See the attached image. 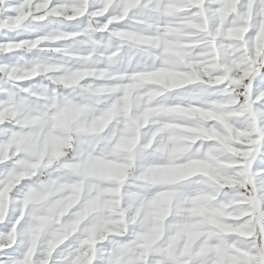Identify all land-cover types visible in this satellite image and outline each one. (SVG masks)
<instances>
[{
    "label": "snow or ice",
    "instance_id": "1",
    "mask_svg": "<svg viewBox=\"0 0 264 264\" xmlns=\"http://www.w3.org/2000/svg\"><path fill=\"white\" fill-rule=\"evenodd\" d=\"M112 2L121 8L114 20L106 15L110 23L104 32L134 31L143 10L159 17L161 33L183 26V49L194 52L177 67L162 59L168 55L163 49L155 50L146 62L129 66L122 79L113 80L120 87L106 94L111 99H102L100 107L87 86L102 78L81 75L82 56L64 67L42 70L43 62L54 63L49 57L68 41L90 47L84 31L87 10L65 16L72 0H0V202L9 204L0 217V233L9 240L0 248V264H264V114L256 113L264 106V23L259 16L264 0H162L160 10L153 8L156 0ZM241 3L246 23L232 27L222 22L224 17L230 21ZM210 12L216 14L214 22L208 20ZM221 41L236 44L232 61L241 67L236 82L242 87L253 82L242 96L228 87L230 70ZM210 67L216 75L205 79L202 70ZM66 69L79 79L70 84L53 79ZM172 77L181 81L178 87L166 86ZM146 78L154 84V95L146 101L149 125L158 123L153 134L135 138L132 160L122 162L130 165L126 176L112 171L115 165L100 147L104 134L80 133L98 147L65 155L64 145L74 140L79 116L91 107L99 115L113 103L123 107L127 102L132 109L136 82ZM223 88L227 91L217 97L215 91ZM157 109L159 116L154 114ZM161 136L170 140L163 155ZM28 155L32 159L26 163ZM150 168L167 170L165 182L139 178ZM164 196L170 203L163 229L138 230L146 211L158 215L157 204ZM128 201L135 202V220L124 211ZM13 202L20 207L12 210ZM178 202L186 203L183 214L177 212ZM33 207L44 209L41 221L68 220L75 233L91 217L104 214V240H95L90 232L85 247L62 255L67 243L54 240L42 254L20 243L18 235ZM169 223L182 235L178 245L169 244ZM240 239L247 246L235 243Z\"/></svg>",
    "mask_w": 264,
    "mask_h": 264
},
{
    "label": "clouds",
    "instance_id": "2",
    "mask_svg": "<svg viewBox=\"0 0 264 264\" xmlns=\"http://www.w3.org/2000/svg\"><path fill=\"white\" fill-rule=\"evenodd\" d=\"M74 6H78V10ZM161 7L162 0H156L153 8L160 10ZM120 8V3H113L112 0H83L82 4L80 0H72V3L68 4L65 8L64 15L81 14L84 10H87L84 31L89 37L88 43L90 47L86 46L83 41H68L59 53H54L49 57L54 63L43 62L42 70L47 72L50 68H60L73 63V58L82 56V67L85 68V72L81 75L96 74L102 78V82L94 86H87L96 97L97 104L100 107H102V99H111V96H107L106 94L115 93L120 87L118 84H114L113 80L122 79L129 66L146 62L150 55H155V50L163 49L168 55L163 56L162 59L166 63L177 67L182 66V58L184 56L190 57L194 52V50L185 51L183 49L181 43L184 38L183 26L172 29L171 32L161 33L157 27L159 17L153 16L151 13H145L143 10L138 13L141 22L134 25V31H122L112 28L108 32H104L103 30L107 29L110 23L106 19V15H111V18L114 20L117 18L116 14ZM244 8L245 5L241 3L240 11L234 14L230 21L227 17L222 18V22L228 23L232 27L246 23L248 17ZM259 16L260 22L264 23V11H261ZM215 19V12H210L208 17L209 22H214ZM49 36L52 39H59L58 36L52 33H49ZM220 47L223 50L224 62L230 70L226 74L230 78L228 87L232 89L233 94L242 96L245 91L252 88L253 82L249 80L243 87L240 83L236 82L241 74L240 65L232 61V52L236 44L233 41H221ZM201 74L205 79H210L216 75V70L210 67L202 70ZM53 79L70 84L78 80L79 77H70L66 69L63 75L56 76ZM180 83L181 81L178 78L172 77L166 86L178 87ZM153 87L154 84L147 78L136 82L135 103L132 109L129 108L127 102H125L123 107L118 103H113L106 112H101L99 115L97 114V108L91 107L83 115L79 116L75 121L74 140L66 142L64 145L65 155L72 157L76 155L77 151H88L98 147L90 137L80 135V133L104 134L105 143L100 147L109 154L114 163L115 166L112 171L116 175L126 176L127 167H130V165L125 167L122 162L132 160L133 153L131 149L136 144L135 138L139 135L148 137L153 134V128L158 123V121H153L152 125H149L148 108L146 106L147 99H150L154 95L152 91ZM226 91V88L217 89L215 95L217 97L222 96ZM256 113L264 114V106H258ZM154 114L159 116L160 110H154ZM164 115H167V113ZM238 123L244 124L247 121H240ZM117 137L120 138L119 142L113 144ZM159 144L161 146V155H163L164 151L169 149L170 140L167 136H161ZM31 159L32 155H28L25 158V162H30ZM53 159H56V157L54 156ZM49 162L51 163L52 161L50 160ZM59 167L63 168L64 165H59ZM168 174L167 170L150 168L142 171L139 178L151 184H161L165 182ZM116 194L118 195V191ZM114 203L116 207H119V200H116ZM169 203V197H162L157 204L158 215L154 217L152 213L146 211L137 223L136 228L141 232L156 231L158 233L162 230L164 227L163 221L168 214ZM18 207H20V203L13 202L12 210H16ZM176 208L179 214H183L186 203L178 202ZM7 211H9L8 202H0V217ZM124 211H127L133 217V220H135V216L133 215L135 211L134 201L126 202ZM43 214L44 209L33 207L29 212L25 226L20 228L18 233L20 243L38 248L42 254L48 252L54 240L58 243H67L68 245V248L61 251V255L69 249L79 251L85 247L84 241L90 232L94 234L93 238L95 240H104L105 228L102 227L105 220L104 214H97L91 217L88 224L82 227L79 233H75L73 225L68 220H65L63 224L41 221L40 217ZM112 227L119 230L116 224H113ZM174 229L175 226L172 223L167 225L170 246H175L182 242L181 233ZM69 233H72V235L67 236L66 234ZM8 243L9 240L5 234L0 233V248L5 247ZM235 243L242 247L247 246V241L243 239L237 240ZM102 247L103 245L96 249L98 254L101 253ZM130 251H134V249H130ZM13 264H19V262L13 261Z\"/></svg>",
    "mask_w": 264,
    "mask_h": 264
}]
</instances>
